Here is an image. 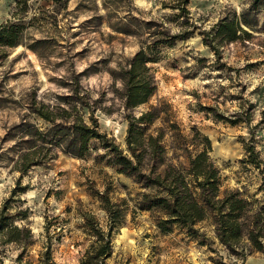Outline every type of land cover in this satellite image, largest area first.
Segmentation results:
<instances>
[{
  "label": "rangeland",
  "instance_id": "obj_1",
  "mask_svg": "<svg viewBox=\"0 0 264 264\" xmlns=\"http://www.w3.org/2000/svg\"><path fill=\"white\" fill-rule=\"evenodd\" d=\"M178 2L0 0V25L15 23L21 31L20 44L0 45V213L33 233L23 263L42 264L49 246L50 264H81L96 240L94 229L108 232L111 225H116L111 254L99 264H231L242 259L240 248L232 252L220 242L210 220L198 224L201 236H190L180 226L162 233L155 213L135 206L137 194L145 190L142 184L117 171L102 141L93 140L83 158L55 148L53 159L27 173L13 169L27 147L18 125L46 128L32 109L78 96L79 81L88 113L124 153L128 116L161 102L188 141L196 140V133L211 140L223 190H239L264 204L261 175L245 161L249 144L264 159V0H189L188 18L175 16L186 13L173 8ZM147 21L164 22L172 34L188 31V37L150 63L157 91L147 103L127 110L116 71L142 42L160 36L161 28L146 29ZM224 24L236 27V41L216 36ZM159 127L166 131L168 158L183 154L161 120L146 135H157ZM22 251L12 245L7 262L21 264Z\"/></svg>",
  "mask_w": 264,
  "mask_h": 264
},
{
  "label": "trees",
  "instance_id": "obj_2",
  "mask_svg": "<svg viewBox=\"0 0 264 264\" xmlns=\"http://www.w3.org/2000/svg\"><path fill=\"white\" fill-rule=\"evenodd\" d=\"M178 1L173 8L186 13H176L175 16L185 14L188 18L190 13L186 5L189 0ZM151 26L161 28L157 29L160 36L149 43L142 42L134 56L116 71V77L122 84L119 94L127 110L147 103L157 91L158 85L150 63L157 62L165 48L173 47L176 41L188 37V31L185 30L172 34L162 21L145 22L146 29ZM222 35L230 42L239 38L232 24L217 28L216 36ZM20 38L18 24L0 25V45L15 47L20 44ZM80 90L78 81V96H66L62 104L54 107L43 104L32 109L47 123L46 128L40 129L30 123L18 125L23 128L21 143L27 147H23L26 151L18 153L13 169L21 174L27 173L35 165L53 159L55 148L83 158L90 151L93 140L102 141L112 155L117 171L142 184L145 190L137 194L135 206L142 211L155 213V223L162 233H170L175 226H180L190 236H201L198 224L210 220L220 242L232 252L240 248L244 261L254 253L264 254V204L253 203L239 190L222 189L220 170L211 159L212 144L207 136L196 133V140L188 141V137L182 133L177 122L170 119L168 110L160 102L138 116H128L127 153H124L114 139H109L107 133L101 130L97 119L88 113L87 103L83 95H79ZM157 119L164 123L165 129L171 133L172 143L181 146L178 148L183 154L168 158L166 131L162 127H159L157 135H146ZM197 137L201 139L197 141ZM190 142L193 149L189 148ZM246 151L245 161L258 171L264 184V159L255 144L247 145ZM100 197L112 215L108 206L109 198L104 194ZM11 218L5 216L3 211L0 213V264H10L7 261L10 260L12 245L23 249L17 261L26 264L21 261V256L32 245L33 233L30 228L15 225ZM115 218L112 215L111 220L116 221ZM114 226L111 225L108 232L94 229L96 240L81 264H99L111 254ZM244 239L247 240L246 244L242 243ZM52 260L50 247L46 246L42 253V264H50Z\"/></svg>",
  "mask_w": 264,
  "mask_h": 264
},
{
  "label": "crops",
  "instance_id": "obj_3",
  "mask_svg": "<svg viewBox=\"0 0 264 264\" xmlns=\"http://www.w3.org/2000/svg\"><path fill=\"white\" fill-rule=\"evenodd\" d=\"M231 264H238V263H231ZM242 264H264V254L257 252L252 255H249Z\"/></svg>",
  "mask_w": 264,
  "mask_h": 264
},
{
  "label": "built area",
  "instance_id": "obj_4",
  "mask_svg": "<svg viewBox=\"0 0 264 264\" xmlns=\"http://www.w3.org/2000/svg\"><path fill=\"white\" fill-rule=\"evenodd\" d=\"M243 262H244L243 258L242 259L234 258V263L242 264Z\"/></svg>",
  "mask_w": 264,
  "mask_h": 264
}]
</instances>
